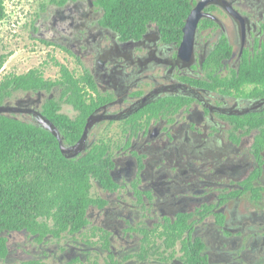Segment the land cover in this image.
Here are the masks:
<instances>
[{
    "label": "flooded vegetation",
    "instance_id": "flooded-vegetation-1",
    "mask_svg": "<svg viewBox=\"0 0 264 264\" xmlns=\"http://www.w3.org/2000/svg\"><path fill=\"white\" fill-rule=\"evenodd\" d=\"M197 10L192 47L182 48ZM24 16L31 38L82 61L81 75L88 71L96 86L101 104L87 123L99 122L75 158L103 139L110 144L113 185L92 182L93 198L106 203L91 207L105 224L93 236L110 239L103 248L111 253L110 226L136 218L144 221L133 228L141 258L167 263L169 251L182 262L183 240L166 251L160 235L187 219L184 239H200L209 264L213 244L225 264L264 261V149L260 164V130L249 125L264 120V83L239 79L243 67L264 61V0H41L31 23ZM15 109L34 124V112L47 119L28 105ZM105 123L118 132L99 138L94 131ZM243 204L253 208L240 215Z\"/></svg>",
    "mask_w": 264,
    "mask_h": 264
},
{
    "label": "trees",
    "instance_id": "trees-1",
    "mask_svg": "<svg viewBox=\"0 0 264 264\" xmlns=\"http://www.w3.org/2000/svg\"><path fill=\"white\" fill-rule=\"evenodd\" d=\"M4 1L0 0V21L6 16ZM8 56H0V71ZM59 67L61 77L57 81L47 80L39 68L22 75L3 77L0 106H4L15 92H50L54 87L62 86L61 99L48 100L43 113L59 129L64 143L73 145L80 141L88 118L101 103L95 97L96 86L88 71L77 76L67 66L61 64ZM239 79L244 84L264 83V61L243 67ZM62 102L78 110V117L71 119L60 113ZM249 125L260 130L254 149L263 164L264 120ZM109 150L110 144L103 139L87 155L70 159L62 153L55 134L34 123L0 115V258L9 255L7 233L26 231L42 243L48 237L61 239L66 234L74 235L87 228L90 208L106 204L93 198V180L107 187L113 185L108 173L111 165ZM260 174V170L257 171L249 181ZM188 229L187 219L168 222L160 235L166 251L183 240V264H209L204 243L191 236L184 239ZM101 239L104 248L109 249V236L105 233ZM28 264L42 263L33 261Z\"/></svg>",
    "mask_w": 264,
    "mask_h": 264
},
{
    "label": "rangeland",
    "instance_id": "rangeland-1",
    "mask_svg": "<svg viewBox=\"0 0 264 264\" xmlns=\"http://www.w3.org/2000/svg\"><path fill=\"white\" fill-rule=\"evenodd\" d=\"M41 0H5L4 3L12 7L20 8L19 15L24 16L28 12L26 22L34 20L31 17L35 14L36 6ZM19 19L13 22L0 21V56L10 55L6 59L3 69L0 71V81L3 77L16 74L22 75L32 69L39 68L43 71L47 80L57 81L61 77L59 65L67 66L77 76L82 73V61L67 57L57 46L45 44L31 38L30 26H24L25 20ZM25 18V16H24ZM5 20V19H4ZM19 22V23H18ZM31 23V22H29ZM85 63V62H84ZM63 92L62 86L54 87L50 92H15L11 98L5 102V106L17 108L28 105L29 108L41 112L43 105L50 99L59 101ZM62 104V113L70 118H76L78 112L68 103ZM8 116L28 122L35 123L36 120L28 115L9 112ZM118 132V126H110L108 123L98 126L94 133H98L99 138H106L110 133ZM94 140L91 135L89 142ZM247 147V145L245 146ZM96 192V189L93 190ZM95 194V193H94ZM251 204L240 206L239 214L245 210H252ZM259 210H264L261 206ZM93 209L89 211L90 225L84 232L74 235L66 234L61 239L48 237L40 243L34 236L26 231L7 233L9 255L5 259L0 258V264H28L37 261L42 264H173L170 252L162 253L167 258V263L159 261L157 257L148 259L141 258V235L135 232L140 227H144V221L120 220L115 226H110L112 230L111 253L103 248V243L98 237L93 236L92 227H105L100 220L96 221V216H92ZM105 219V216L100 219ZM216 245L208 246L207 253L211 255L210 264H225L220 258V254L215 250ZM240 254V253H239ZM143 256V255H142ZM241 256V255H240ZM264 256V255H263ZM181 255L175 264H182ZM250 257V256H249ZM112 258V259H111ZM234 264H264V261L257 262V259L238 257ZM230 264V263H229Z\"/></svg>",
    "mask_w": 264,
    "mask_h": 264
},
{
    "label": "water",
    "instance_id": "water-1",
    "mask_svg": "<svg viewBox=\"0 0 264 264\" xmlns=\"http://www.w3.org/2000/svg\"><path fill=\"white\" fill-rule=\"evenodd\" d=\"M199 19H200L199 10L191 14L189 21L187 23V26H186V36H185V40L182 45V48L192 47L193 39H194V35H195V31H196ZM17 111H18L17 109L7 107L5 105L0 106V115H3V116H8L9 112L15 113ZM34 114L36 115L38 119V123H36L35 125L43 128L44 130L49 131L52 134H55L60 143V148H61L62 153L70 159L75 158L80 153V150H79L80 146L87 140V137L90 131L92 130V128L99 122L98 119L91 118L85 127L84 134L82 138L80 139V141L73 147H67L64 143V140L61 136L59 129L56 128L52 122L45 119L41 114H38L36 112H34Z\"/></svg>",
    "mask_w": 264,
    "mask_h": 264
},
{
    "label": "built area",
    "instance_id": "built-area-1",
    "mask_svg": "<svg viewBox=\"0 0 264 264\" xmlns=\"http://www.w3.org/2000/svg\"><path fill=\"white\" fill-rule=\"evenodd\" d=\"M4 7H5L6 16H5V20H3L2 22L8 21L10 18L13 19V22L19 19L18 17H20L19 15L20 8L12 7L7 3H4Z\"/></svg>",
    "mask_w": 264,
    "mask_h": 264
}]
</instances>
